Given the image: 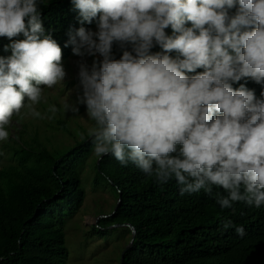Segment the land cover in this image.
Wrapping results in <instances>:
<instances>
[{
    "label": "trees",
    "instance_id": "16d2710c",
    "mask_svg": "<svg viewBox=\"0 0 264 264\" xmlns=\"http://www.w3.org/2000/svg\"><path fill=\"white\" fill-rule=\"evenodd\" d=\"M134 1L0 0V132ZM137 29L144 40L114 34L97 62L114 80L108 131L49 150L23 128L5 145L0 264H67V219L102 147L95 183L121 201L98 225L136 228L123 264H264V0H166Z\"/></svg>",
    "mask_w": 264,
    "mask_h": 264
},
{
    "label": "rangeland",
    "instance_id": "374dc122",
    "mask_svg": "<svg viewBox=\"0 0 264 264\" xmlns=\"http://www.w3.org/2000/svg\"><path fill=\"white\" fill-rule=\"evenodd\" d=\"M165 5L166 0L130 3L101 23L58 70L48 74L40 92L30 95L24 111L0 132V168L12 161L9 147L5 145L12 144V138L23 128L25 138L33 141L35 137L49 150H66L88 135L104 130L95 109L114 80L98 68L103 49L117 33H125L135 41L144 40L138 26L142 31L148 30L150 22ZM59 121L66 122L69 131ZM103 148L92 154L83 171L82 184L87 191L85 206L67 219L65 233L70 250L67 264H121L123 250L131 240L128 226L98 225L100 220L111 217L119 200L109 185L103 183L98 187L95 183V164Z\"/></svg>",
    "mask_w": 264,
    "mask_h": 264
},
{
    "label": "water",
    "instance_id": "95a60500",
    "mask_svg": "<svg viewBox=\"0 0 264 264\" xmlns=\"http://www.w3.org/2000/svg\"><path fill=\"white\" fill-rule=\"evenodd\" d=\"M112 89H114V87H112L111 89H110V91H112ZM105 97L106 96H104L102 99H101V101L98 103V105L96 106V110H97V113H98V116H99V118H100V120H101V122H103V124H104V130L103 131H108L109 130V127H108V124H107V122L103 119V117H102V115H101V113H100V110H99V108H100V104L104 101V99H105ZM120 201H121V194H120V198H119V200H118V203H117V205H116V209H115V211L118 209V207H119V205H120ZM115 211H114V213H115ZM113 213V214H114ZM113 214H111V215H113ZM106 217V216H105ZM99 219H102V218H99ZM114 226H128L129 228H130V230H131V233H132V235H131V240H130V242H129V244L125 247V249L123 250V257H122V263L121 264H123V263H125V254H126V251L132 246V244H133V242H134V239H135V237H136V228L131 224V223H129V222H125V223H117V224H114Z\"/></svg>",
    "mask_w": 264,
    "mask_h": 264
}]
</instances>
